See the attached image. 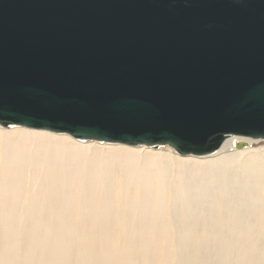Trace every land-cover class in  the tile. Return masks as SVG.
Wrapping results in <instances>:
<instances>
[{"label":"water","instance_id":"95a60500","mask_svg":"<svg viewBox=\"0 0 264 264\" xmlns=\"http://www.w3.org/2000/svg\"><path fill=\"white\" fill-rule=\"evenodd\" d=\"M0 123L195 153L264 139V0H0Z\"/></svg>","mask_w":264,"mask_h":264},{"label":"clouds","instance_id":"9594fccd","mask_svg":"<svg viewBox=\"0 0 264 264\" xmlns=\"http://www.w3.org/2000/svg\"><path fill=\"white\" fill-rule=\"evenodd\" d=\"M0 264H264V141L195 153L0 123Z\"/></svg>","mask_w":264,"mask_h":264},{"label":"bare ground","instance_id":"6f19581e","mask_svg":"<svg viewBox=\"0 0 264 264\" xmlns=\"http://www.w3.org/2000/svg\"><path fill=\"white\" fill-rule=\"evenodd\" d=\"M232 137H239V138H241L242 139V141H244L245 143H247V142H254V141H264V139H251V138H247V137H241V136H230V137H228V138H226L225 140H228V139H230V138H232ZM224 140V141H225ZM224 141L221 143V145L224 143ZM220 145V146H221ZM159 146H163V145H159ZM219 146V147H220ZM238 146H243V145H238ZM253 146H255V144H253ZM219 149V148H218ZM217 149V150H218ZM216 151V150H215Z\"/></svg>","mask_w":264,"mask_h":264},{"label":"snow or ice","instance_id":"6c2138e0","mask_svg":"<svg viewBox=\"0 0 264 264\" xmlns=\"http://www.w3.org/2000/svg\"><path fill=\"white\" fill-rule=\"evenodd\" d=\"M177 150H179V149H177Z\"/></svg>","mask_w":264,"mask_h":264}]
</instances>
